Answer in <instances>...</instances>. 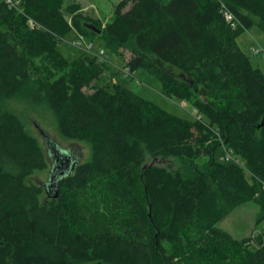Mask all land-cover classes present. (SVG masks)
I'll return each instance as SVG.
<instances>
[{"label": "trees", "instance_id": "1", "mask_svg": "<svg viewBox=\"0 0 264 264\" xmlns=\"http://www.w3.org/2000/svg\"><path fill=\"white\" fill-rule=\"evenodd\" d=\"M20 1L0 3V100L48 105L92 157L48 195L27 182L48 169L43 147L0 102V264H264V240L218 227L242 202L264 214V73L238 43L264 31V0H122L104 27L77 0ZM72 32L147 70L196 118L113 85L107 54L68 60Z\"/></svg>", "mask_w": 264, "mask_h": 264}, {"label": "rangeland", "instance_id": "2", "mask_svg": "<svg viewBox=\"0 0 264 264\" xmlns=\"http://www.w3.org/2000/svg\"><path fill=\"white\" fill-rule=\"evenodd\" d=\"M3 0H0V3ZM83 5V8L99 20L102 27L112 19L117 5L122 0H77ZM83 41L85 44H92L91 52H87L83 47H76L74 42ZM238 43L242 50L250 57L254 68L260 69L264 73V31L258 26H253L245 31ZM253 47L260 48L261 54H256ZM105 50L108 56V62L116 73L113 80L132 90L141 97L151 101L166 112L194 120L196 113L193 108L180 100H171L167 98L162 90L163 86L160 80L147 70L140 68L133 74L128 72L126 62L120 59L110 49H107L103 41L95 39L90 41L87 38L80 37L75 32L69 34L66 38L60 40L59 50L70 61L79 57L83 53L96 56L100 50ZM127 57L130 56L126 52ZM1 105L5 111L18 115L24 122L29 134L36 137L43 147L48 161V169L36 171L29 179L28 183L44 185L49 181L51 165L54 158L51 157L52 151L50 146L57 145L56 148L66 156L71 157L77 163H84L91 160L92 147L86 141L67 140L59 132L56 118L48 105L43 103H31L21 94L10 98L1 99ZM183 103L186 104L182 105ZM55 143V144H54ZM226 151L220 148L217 151L216 158L218 161H225ZM171 165L174 169H182L184 164L178 159H172ZM42 202L48 201V196L43 193ZM218 227L229 232L234 238L241 240L249 238L252 244L264 240V214H261L260 208L251 202H242L230 212L227 217L218 224Z\"/></svg>", "mask_w": 264, "mask_h": 264}, {"label": "water", "instance_id": "3", "mask_svg": "<svg viewBox=\"0 0 264 264\" xmlns=\"http://www.w3.org/2000/svg\"><path fill=\"white\" fill-rule=\"evenodd\" d=\"M93 29L96 28L94 27ZM49 145H51L49 149L52 151L51 157L54 158V162L51 165L49 181L43 186L46 189V193L53 196V193L56 191L57 180H59L60 177L71 174L77 162L71 157L63 153L61 154V152L56 149L58 146L53 145V142Z\"/></svg>", "mask_w": 264, "mask_h": 264}, {"label": "built area", "instance_id": "4", "mask_svg": "<svg viewBox=\"0 0 264 264\" xmlns=\"http://www.w3.org/2000/svg\"><path fill=\"white\" fill-rule=\"evenodd\" d=\"M5 2H6V4H8L10 7L18 8V7H20V2H21V1H20V0H5ZM227 19H228V20H231V16L228 15V16H227ZM73 45L76 46V47H80V48L84 47V48H86L88 51L92 50V48H93V45H92V44L88 45V44H85L83 41H77V42H74ZM253 50H254V52H255L256 54H261V53H262V50H261L260 48H255V47H253ZM99 55H100L101 58H106V53H105L104 50H101V51L99 52ZM182 105H184V107L186 106L185 103H183ZM227 159H229V157H228Z\"/></svg>", "mask_w": 264, "mask_h": 264}]
</instances>
